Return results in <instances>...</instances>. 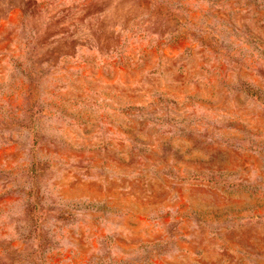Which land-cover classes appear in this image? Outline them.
I'll list each match as a JSON object with an SVG mask.
<instances>
[{
  "label": "rangeland",
  "instance_id": "obj_1",
  "mask_svg": "<svg viewBox=\"0 0 264 264\" xmlns=\"http://www.w3.org/2000/svg\"><path fill=\"white\" fill-rule=\"evenodd\" d=\"M0 264H264V0H0Z\"/></svg>",
  "mask_w": 264,
  "mask_h": 264
}]
</instances>
